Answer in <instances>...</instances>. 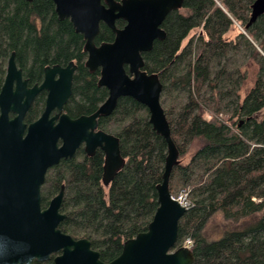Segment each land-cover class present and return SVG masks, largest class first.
Segmentation results:
<instances>
[{"label":"trees","instance_id":"1","mask_svg":"<svg viewBox=\"0 0 264 264\" xmlns=\"http://www.w3.org/2000/svg\"><path fill=\"white\" fill-rule=\"evenodd\" d=\"M254 1L185 0L163 22L166 38L143 54L144 69L158 73L162 82L161 101L180 156L198 144L170 179L174 196L187 189L193 201L180 222L178 246L192 240L194 264H264V15L247 27ZM237 23L244 32L229 40L226 35ZM116 25L122 28L125 22ZM114 39L101 23L96 44ZM84 47L83 35L69 19H59L53 0H0V90L13 52L31 82L42 77L46 66L74 61L66 111L72 117L94 113L108 89L98 85L100 70L86 67ZM250 59L259 69L254 87L241 100ZM41 105L38 99L26 122L39 116ZM99 126L120 138L127 161L109 188L102 184L101 150L65 160L48 175L57 185L67 183V216L60 228L76 239L88 238L101 259L110 262L126 240L147 230L158 208L168 147L149 122L147 107L132 97L120 98ZM217 213L225 223L222 234L211 237L208 224Z\"/></svg>","mask_w":264,"mask_h":264},{"label":"water","instance_id":"2","mask_svg":"<svg viewBox=\"0 0 264 264\" xmlns=\"http://www.w3.org/2000/svg\"><path fill=\"white\" fill-rule=\"evenodd\" d=\"M53 1L59 19H69L83 35L85 65L91 72L100 70L98 85L108 89V97L92 115L73 119L62 110L72 95L76 64L48 66L44 82L29 87L15 53L11 54L0 90V264L44 262L54 254L52 264H194L193 250L178 246L180 222L188 209L170 190L172 172L181 163L180 152L162 105L159 74L144 69L143 57L156 40L166 38L163 22L172 11L182 9L185 0ZM262 15L264 0H255L247 27ZM118 19L126 25L118 28ZM101 23L115 33V39L98 45ZM42 90H48L45 110L28 123L26 116ZM122 97L147 107L149 122L165 139L168 151L157 186L158 208L147 230L126 240L122 253L104 262L88 238L76 239L60 228L66 218L60 212L64 187L43 209L42 186L51 167L75 157L84 146L89 155L97 149L104 152L102 181L110 187L127 161L120 138L100 130L98 119L111 115ZM56 109L59 112L52 116Z\"/></svg>","mask_w":264,"mask_h":264},{"label":"flooded vegetation","instance_id":"3","mask_svg":"<svg viewBox=\"0 0 264 264\" xmlns=\"http://www.w3.org/2000/svg\"><path fill=\"white\" fill-rule=\"evenodd\" d=\"M118 20H120V19H118ZM121 20H123V19H121ZM124 21V20H123ZM117 22V21H116ZM125 22V21H124ZM125 25H126V22H125ZM124 25V26H125ZM10 58V57H9ZM8 61H9V59H8ZM71 62H74V61H70L68 64H66V65H60V66H62V67H67ZM17 63V62H16ZM75 63V62H74ZM76 64V63H75ZM7 65H8V62H7ZM18 65V64H17ZM56 65H59V64H56ZM53 66H55V65H53ZM53 66H51V67H53ZM76 66H77V64H76ZM19 67V66H18ZM46 67H48V66H46ZM45 67V68H46ZM20 68V67H19ZM45 68H44V70H43V74H42V77L38 80V81H34V82H31L30 81V78H28L26 75H25V73H24V71H23V69H22V72H23V79L24 80H27L28 81V86L29 87H34L35 85H41L43 82H44V80H45V78H46V73H45ZM76 70H77V67H76V69H75V71H74V75H75V72H76ZM95 72V71H94ZM6 74H7V67H6ZM6 74H5V78H6ZM5 78H4V81H5ZM57 78H58V76H57ZM4 83V82H3ZM73 84H74V78H73ZM72 90H73V86H72ZM72 95H73V91H72ZM72 95H71V97H72ZM71 97L68 99V101L64 104V107H63V110H62V114H68L71 118H73V119H76V118H79V117H81V116H89V115H81V116H78V117H72L67 111H66V106H67V104H68V102L70 101V99H71ZM47 98H48V90H42V91H40L37 95H36V97H35V99H34V101H33V104H32V106L34 105V103L39 99L40 101H41V108H42V110H41V112H40V114H39V116L35 119V120H37L41 115H42V113H43V111L45 110V107H46V102H47ZM31 106V107H32ZM98 110V109H97ZM96 110V111H97ZM95 111V112H96ZM57 112H59L58 111V109H56V110H54L53 112H52V116L53 115H55ZM94 112V113H95ZM114 113V112H113ZM112 113V114H113ZM93 114V113H92ZM92 114H90V115H92ZM111 114V115H112ZM111 115H109V116H103V117H100L99 119H98V124H99V120L100 119H102V118H106V117H110ZM34 120V121H35ZM98 128L100 129V130H102L101 128H100V126L98 125ZM104 131V130H103ZM106 132V131H105ZM108 133V132H107ZM111 134V133H110ZM118 137V136H117ZM99 150H101V149H97L96 150V152L94 153V154H96ZM102 151V150H101ZM103 152V151H102ZM80 153H84L85 155H87L88 157H91V156H93V155H89L86 151H85V147L84 146H81L80 148H79V150L77 151V154H76V156L78 155V154H80ZM104 153V152H103ZM75 156V157H76ZM123 156V155H122ZM75 157H73V158H75ZM124 157V156H123ZM73 158H64V159H62L61 161H60V163L59 164H61V163H63L65 160H69V159H73ZM104 162H105V154H104ZM59 164H57V165H59ZM57 165H55V166H57ZM55 166H53V167H55ZM53 167H51L49 170H48V172H47V175H46V180H45V183H44V185L42 186V207H43V209H46L48 206H49V203H50V201L61 191V189H62V187H64V193H65V196H64V203H65V199H66V193H67V183H66V181H63V182H61L60 183V185H57L58 183H56V181L55 180H50L49 179V172L51 171V169H53ZM103 167H104V165H103ZM103 178V177H102ZM102 184H103V181H102ZM50 188V189H49ZM44 196H46L47 197V199H44ZM64 203H63V206H62V208H61V213H63V214H65L66 215V213H65V211H64ZM67 216V215H66ZM57 254H54V255H52L51 256V259L50 260H48V262H50V264H52L53 263V259H54V257L56 256ZM45 262V261H44Z\"/></svg>","mask_w":264,"mask_h":264},{"label":"rangeland","instance_id":"4","mask_svg":"<svg viewBox=\"0 0 264 264\" xmlns=\"http://www.w3.org/2000/svg\"><path fill=\"white\" fill-rule=\"evenodd\" d=\"M241 32H244V29L237 23L227 33L226 37L229 40H235L237 38L238 34ZM198 34H199V30L195 31V32H191L190 35L184 40L182 46H185L189 42L191 37H193V36L196 37ZM248 63L250 66L247 70H245L246 80L242 86V89L240 90L241 100H243L246 97V95L248 94V92L254 87L255 80L257 77V72L259 69L257 62L254 61L253 59H250ZM207 117L209 118L210 116H207ZM196 142L191 146L189 152H187L183 157L180 156L181 162L186 164L190 161L191 155L198 148V144ZM183 190H187V189H181L180 191H178L176 193L175 196H178L180 194V192ZM224 223H225V221H224V218L222 216V213H217L211 219V221L208 224V230H209V233L211 234V237H218L222 234V230H223L222 225Z\"/></svg>","mask_w":264,"mask_h":264},{"label":"built area","instance_id":"5","mask_svg":"<svg viewBox=\"0 0 264 264\" xmlns=\"http://www.w3.org/2000/svg\"><path fill=\"white\" fill-rule=\"evenodd\" d=\"M174 198L177 199L188 210L193 206V201L190 199L189 191H187V190L181 191L180 194L178 196H174ZM183 245L191 247L192 246V240L187 239Z\"/></svg>","mask_w":264,"mask_h":264},{"label":"bare ground","instance_id":"6","mask_svg":"<svg viewBox=\"0 0 264 264\" xmlns=\"http://www.w3.org/2000/svg\"><path fill=\"white\" fill-rule=\"evenodd\" d=\"M182 245V244H181Z\"/></svg>","mask_w":264,"mask_h":264}]
</instances>
